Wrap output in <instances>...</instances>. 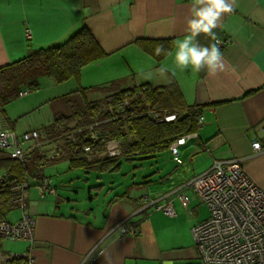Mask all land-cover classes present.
<instances>
[{"label": "crops", "instance_id": "0c3cea01", "mask_svg": "<svg viewBox=\"0 0 264 264\" xmlns=\"http://www.w3.org/2000/svg\"><path fill=\"white\" fill-rule=\"evenodd\" d=\"M190 3L0 0V67L36 49L61 44L87 26L106 55L82 68L81 87L115 82L114 90H122L141 84L164 86L176 80L186 105L202 106L205 119L203 127L196 130L199 136L179 147L181 162L174 159L170 147L148 156L135 153L134 160L150 156L155 159L156 171L151 178L146 179L150 173L143 174L139 181L129 182L125 190H106L104 184L98 190L90 187L86 203L78 198L79 188L83 190L87 185H77L78 168H71L66 152L62 153L63 139L55 137V141L48 132H42L43 143L50 145L52 152L56 146L61 151L47 160L35 177L34 187L28 180L29 187L23 193L26 207L18 206L7 216L11 222L23 213L34 217L35 237L33 241H3L2 253L32 254L36 264H81L84 260V264L190 262L198 255L192 228L209 217V209L192 190L188 191V202L164 197L171 189L208 170L215 160L236 158L242 159L249 177L264 189V153L253 155L252 147L254 140L264 143V0H235L234 10L221 18L214 31L218 40L227 41L220 49L229 70L217 75L182 71L175 64L173 42L187 34ZM197 40L203 46L214 43L203 34ZM158 45L172 50L173 56L155 55ZM161 65L168 71L160 72ZM88 94V100L95 101L109 93L99 97L94 91ZM212 102L223 103L208 105ZM9 121L7 117L4 126L16 131ZM43 177L49 178L55 194L41 196ZM144 194L163 196L159 203H166L174 214L153 206L143 209L140 198Z\"/></svg>", "mask_w": 264, "mask_h": 264}, {"label": "trees", "instance_id": "16d2710c", "mask_svg": "<svg viewBox=\"0 0 264 264\" xmlns=\"http://www.w3.org/2000/svg\"><path fill=\"white\" fill-rule=\"evenodd\" d=\"M105 55V50L90 29L83 26L61 44L36 49L23 59L1 66L0 114L5 116L6 105L18 99L21 92L37 90L42 76H48L58 83L74 79L79 84L78 89L64 95L71 106V112L57 113L54 128L44 131L50 134L52 140L57 141L55 137L63 139L62 153L66 152L71 168L83 167L100 172L118 171L122 159L132 161L135 159V153L148 156L159 152L183 135L198 129L197 118L203 107L186 105L176 80L164 86L141 84L122 90H114L116 83L111 82L107 86H100L102 89H113L107 96L101 100H88L87 94L100 87H81V70ZM144 87L146 90L143 91V96L125 108L116 120L100 125L97 140L90 139L88 130L77 132L75 141L61 137L65 131L86 127L98 119H105L107 115L99 110L109 95L120 98L127 91L138 92ZM223 102H212L208 105L216 106ZM150 110L177 113L178 119L158 123L148 115ZM73 122L75 124L71 125ZM111 138L122 141L121 157L88 162L82 154L76 152L77 147L86 144L92 145L94 152H102L106 141ZM40 141L43 143L41 133ZM31 144V151L27 153L24 161L12 158L7 150L0 148V220L7 219L9 213L19 206V198L29 187V177L39 176L48 162V154L42 147ZM25 182H28V187L22 192L20 186ZM2 242L3 238L0 236V248ZM7 264H26V258L13 255Z\"/></svg>", "mask_w": 264, "mask_h": 264}, {"label": "built area", "instance_id": "2783aa9c", "mask_svg": "<svg viewBox=\"0 0 264 264\" xmlns=\"http://www.w3.org/2000/svg\"><path fill=\"white\" fill-rule=\"evenodd\" d=\"M27 35H31L29 28ZM226 44L227 41L219 40L220 48ZM144 90L146 87L138 92L127 91L120 98L109 95L107 100L102 102L99 110L107 115L105 119H98L86 127L65 131L61 137L75 141L77 132L88 130L90 139L97 140L100 135V125L103 122L116 120L125 108L143 96ZM26 94H28L27 91L21 92V96ZM148 115L158 123L178 119L177 113L155 110L148 111ZM1 117L0 114V148L7 150L12 158L20 161L26 159L27 151L23 148L24 143L30 142L36 147H43L38 130L18 134L15 130L6 128L4 119ZM197 123L198 128L205 124L202 113L198 115ZM261 131L264 138V123ZM198 136V131L185 134L169 146L177 162H181L179 147L190 138ZM252 147L253 155L264 153V143L261 139L254 140ZM60 151L61 148L56 146L52 153L46 155L47 160H51ZM76 152L82 154L88 162H95L102 158L121 157L123 146L120 139L111 138L106 141L102 152H94L90 144L77 147ZM27 187L28 182L20 186L22 192ZM190 190L196 192L202 203L208 207L209 217L192 228L198 250L196 260L176 264H264V189L249 177L242 165V159L215 160L208 170L171 189L164 197L179 198L188 202ZM40 192L41 196L56 193L49 178L41 179ZM23 193L19 198V206L24 209L26 203ZM162 199L163 196L152 198L150 194H144L140 201H142L143 209L153 206L157 209L165 208L168 214H174L173 209L167 207L166 203H159ZM35 227V218L23 213L15 222L7 219L0 220V236L8 240L33 241ZM12 256L0 251V264H7ZM24 257L26 264H36L32 254Z\"/></svg>", "mask_w": 264, "mask_h": 264}, {"label": "rangeland", "instance_id": "374dc122", "mask_svg": "<svg viewBox=\"0 0 264 264\" xmlns=\"http://www.w3.org/2000/svg\"><path fill=\"white\" fill-rule=\"evenodd\" d=\"M39 83L40 87L37 90L31 91L25 96H20L18 99L6 105V116L2 115L1 117L4 120H6L8 117L10 119L9 122L15 125V129L19 134H23L25 131H31L33 129L39 130L40 133L44 132V130L46 129L52 130L54 128L57 113L69 114L71 112V106L66 101L64 95L76 90V85H78L77 87H79V84L74 81V79L63 83H58L48 76H42L39 79ZM112 90V88L102 89V87H100L99 89L94 91V96H105L108 93L112 92ZM31 145L32 144L25 145L23 148L27 150L31 148ZM51 149L52 148L48 144H45L42 147V150L47 154H50L52 152ZM154 161L155 159L151 156L145 159L132 160L130 162H128L127 160H123L118 171L110 172H100L94 169L85 168L82 169L83 167H80L78 169L76 168V171L79 172L78 174L81 178H75V180L77 179V185L80 187H83L84 184L87 185L84 189L82 188L83 190L79 188V201L81 203H86V195H88V191H90L91 189L90 187H93V189L96 190L102 189L105 186L106 190L108 188H112L114 190H125L124 188L127 189V185L129 182L131 183L133 180L139 181L141 177H143V174L146 175L150 173V176L146 177V179L151 178V175L156 171V164ZM159 161L163 160L158 159L157 162ZM154 175H156V173ZM35 177L36 176L31 175L28 179L32 184V187H34L33 185L35 184ZM66 187H64V189ZM84 190L85 193L83 196ZM141 190L146 191L145 188ZM105 192L103 191L104 194ZM113 194L114 193H112L111 196ZM6 240L8 239H3V241Z\"/></svg>", "mask_w": 264, "mask_h": 264}, {"label": "clouds", "instance_id": "9594fccd", "mask_svg": "<svg viewBox=\"0 0 264 264\" xmlns=\"http://www.w3.org/2000/svg\"><path fill=\"white\" fill-rule=\"evenodd\" d=\"M235 0H191L189 17L186 20L187 34L183 39L174 41V61L180 70L191 69L194 72L206 71L208 75H217L229 70L224 62L223 53L215 29L219 27L221 18L234 10ZM203 34L214 43L201 45L197 37ZM155 55L173 56V51L158 45ZM160 72L168 71L161 65ZM175 72H173V75Z\"/></svg>", "mask_w": 264, "mask_h": 264}]
</instances>
